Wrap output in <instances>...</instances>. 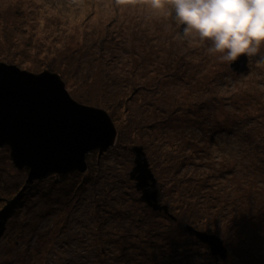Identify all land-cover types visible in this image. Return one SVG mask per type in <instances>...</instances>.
I'll return each mask as SVG.
<instances>
[{
  "label": "rangeland",
  "instance_id": "rangeland-1",
  "mask_svg": "<svg viewBox=\"0 0 264 264\" xmlns=\"http://www.w3.org/2000/svg\"><path fill=\"white\" fill-rule=\"evenodd\" d=\"M210 46L140 4L0 0V61L58 73L117 129L84 172L32 180L0 145V264H264V44L242 73ZM134 145L154 204L128 174ZM184 223L220 236L225 260Z\"/></svg>",
  "mask_w": 264,
  "mask_h": 264
},
{
  "label": "water",
  "instance_id": "water-1",
  "mask_svg": "<svg viewBox=\"0 0 264 264\" xmlns=\"http://www.w3.org/2000/svg\"><path fill=\"white\" fill-rule=\"evenodd\" d=\"M248 57L241 56L229 66L242 73ZM117 140V129L102 107L74 99L58 73L45 69L32 72L0 61V145L10 147L13 163L29 168L28 180L48 174L87 169L86 155L98 149V156ZM130 150L136 165L129 171L135 185L143 188L141 200L154 204L158 199L156 177L141 145ZM165 205V204H164ZM183 229L209 245L211 253L220 250L225 258L223 239L190 223Z\"/></svg>",
  "mask_w": 264,
  "mask_h": 264
},
{
  "label": "clouds",
  "instance_id": "clouds-1",
  "mask_svg": "<svg viewBox=\"0 0 264 264\" xmlns=\"http://www.w3.org/2000/svg\"><path fill=\"white\" fill-rule=\"evenodd\" d=\"M115 2L118 5H144L149 14L157 18L167 19L174 13L176 22L183 25V35L198 38L201 43L210 42L211 46L207 48V52L219 53L218 59L229 65L241 56H256L264 44V0H115ZM261 60L264 61V56H261Z\"/></svg>",
  "mask_w": 264,
  "mask_h": 264
},
{
  "label": "bare ground",
  "instance_id": "bare-ground-1",
  "mask_svg": "<svg viewBox=\"0 0 264 264\" xmlns=\"http://www.w3.org/2000/svg\"><path fill=\"white\" fill-rule=\"evenodd\" d=\"M130 176V175H129ZM134 189H135V192L137 193V194H139V199H141L140 197L143 195V188L142 187H138V186H135V182H134ZM141 195V196H140ZM211 250V249H210ZM222 252L220 251V250H217L216 252H215V254H213V253H211V254H213V255H215L217 258V260H220V261H224L225 260V258H226V256H227V252H226V256H225V258H222L221 257V254ZM217 262H219V261H217Z\"/></svg>",
  "mask_w": 264,
  "mask_h": 264
},
{
  "label": "trees",
  "instance_id": "trees-1",
  "mask_svg": "<svg viewBox=\"0 0 264 264\" xmlns=\"http://www.w3.org/2000/svg\"><path fill=\"white\" fill-rule=\"evenodd\" d=\"M263 160H259L258 162H262ZM246 166L248 167V168H250V167H257L258 166V164L256 163V162H252V161H250L249 163H246ZM129 174V173H128ZM156 177V176H155ZM157 179V178H156ZM169 212V211H168ZM191 224V223H190ZM182 228H183V226H182ZM184 230V229H183ZM187 233V232H186ZM214 234V233H213Z\"/></svg>",
  "mask_w": 264,
  "mask_h": 264
},
{
  "label": "flooded vegetation",
  "instance_id": "flooded-vegetation-1",
  "mask_svg": "<svg viewBox=\"0 0 264 264\" xmlns=\"http://www.w3.org/2000/svg\"><path fill=\"white\" fill-rule=\"evenodd\" d=\"M201 230V229H200ZM193 237H195V236H193Z\"/></svg>",
  "mask_w": 264,
  "mask_h": 264
}]
</instances>
